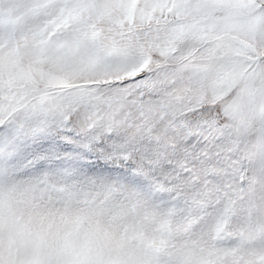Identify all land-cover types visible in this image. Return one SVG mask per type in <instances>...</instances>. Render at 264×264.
I'll return each mask as SVG.
<instances>
[{
    "label": "snow or ice",
    "instance_id": "1",
    "mask_svg": "<svg viewBox=\"0 0 264 264\" xmlns=\"http://www.w3.org/2000/svg\"><path fill=\"white\" fill-rule=\"evenodd\" d=\"M0 264H264V0H0Z\"/></svg>",
    "mask_w": 264,
    "mask_h": 264
}]
</instances>
